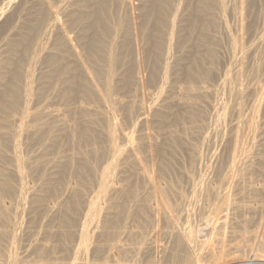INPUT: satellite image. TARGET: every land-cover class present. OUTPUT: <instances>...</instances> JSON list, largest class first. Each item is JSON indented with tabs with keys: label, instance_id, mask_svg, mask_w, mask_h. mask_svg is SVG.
Segmentation results:
<instances>
[{
	"label": "bare ground",
	"instance_id": "6f19581e",
	"mask_svg": "<svg viewBox=\"0 0 264 264\" xmlns=\"http://www.w3.org/2000/svg\"><path fill=\"white\" fill-rule=\"evenodd\" d=\"M261 230L264 0H0V264H264Z\"/></svg>",
	"mask_w": 264,
	"mask_h": 264
},
{
	"label": "rangeland",
	"instance_id": "374dc122",
	"mask_svg": "<svg viewBox=\"0 0 264 264\" xmlns=\"http://www.w3.org/2000/svg\"><path fill=\"white\" fill-rule=\"evenodd\" d=\"M157 231H158V230H157ZM259 232H262V233H263L264 231L261 230V231H259ZM259 232H256V234H258V237L254 236V235H256V234L253 235V238L255 237L257 241L259 240V237L261 236V233L259 234ZM155 234H156V235H154V232H153L152 237H153V236H154V237L152 238V240L154 241L155 238H156L155 242H156V243H157V242L161 243L162 240H163V238H164L163 235L160 234L159 232H158V233L155 232ZM254 240H255V239H253L252 241L254 242ZM160 241H161V242H160Z\"/></svg>",
	"mask_w": 264,
	"mask_h": 264
}]
</instances>
